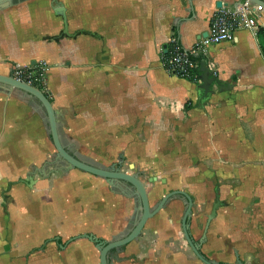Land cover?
Instances as JSON below:
<instances>
[{
	"label": "crops",
	"instance_id": "crops-1",
	"mask_svg": "<svg viewBox=\"0 0 264 264\" xmlns=\"http://www.w3.org/2000/svg\"><path fill=\"white\" fill-rule=\"evenodd\" d=\"M63 3L67 22L50 0L0 12V75L49 65L47 90L67 151L104 167L123 161L122 168L128 163L133 169L134 163L142 174L151 168L176 171L199 200L223 204L207 231L208 256L264 264L259 30L211 46L198 83L169 74L163 65L173 38L191 49L208 33L215 12L241 0ZM258 22L264 29V13ZM203 62L216 79L210 93L201 88ZM8 91L0 85V264H101L95 244L78 237L113 241L135 223V199L63 163L62 171L48 166L47 177L37 173L29 181L56 149L39 102ZM170 218L164 210L150 219L138 241L111 254L112 264H205Z\"/></svg>",
	"mask_w": 264,
	"mask_h": 264
},
{
	"label": "water",
	"instance_id": "water-1",
	"mask_svg": "<svg viewBox=\"0 0 264 264\" xmlns=\"http://www.w3.org/2000/svg\"><path fill=\"white\" fill-rule=\"evenodd\" d=\"M27 1L29 0H0V12L6 9H9L11 7L17 6L21 3L27 2ZM242 1L244 0H241V2ZM246 1H250L251 3L261 7L264 11V0H246ZM50 3H51V8L54 11V13L57 16L63 18L65 22H67V19H68L67 9L63 1L50 0ZM217 6L221 8L222 3L219 2ZM207 36H208V33H206L202 38H205ZM167 52L168 51L166 50L165 53ZM200 70L204 73L203 84L201 85V88L203 90H206V93H210V87L213 83L216 82V79L213 80L211 78L212 73L211 71L208 70L205 62L201 64ZM0 85L7 88V92H9L8 90L10 89H15V90L21 91L27 97L33 98L39 102L40 109L45 113L46 122L49 126L51 139L56 149V155L52 159V161L46 162L41 168H34V170L28 176L29 181H31L33 176L36 175L37 173H39L42 176L47 177L45 171L48 166L54 167V170L57 173L62 171V168L59 167L58 165L63 163V165L65 166V169L68 171L73 170V169H78L85 173H88L96 177H99L101 179H104L108 183V185L112 188V191H113V188H115L118 183L124 184V186H126L127 188L131 187L134 189L135 191L134 194L129 197L132 199H135L137 203L136 212L137 213L139 212L140 214L137 216L134 226L129 232L121 234L113 241H105L103 239L97 238L96 236L92 234H83L78 237V238H86L90 242L95 244L96 248L100 252L101 264H112L111 254L113 252L121 253L122 251H124L125 247H127L129 244L138 241L142 237L143 230L147 222L150 219L154 218L157 214H159L161 210L165 208V206L170 201V199L176 195H183L189 203L188 204L189 207L183 218V231H184V234L186 236V239L189 245L191 246V248L193 249L197 257L199 258V260L202 261L203 263L220 264L216 261L206 260L203 257V255H201L199 251L197 250V248L194 246L189 236L188 229L190 228V225H188L186 221L190 220L191 218L193 201H192L191 196L187 192L183 190L172 191L166 196H164L163 199L155 207H151L146 184L140 179V175L138 172L135 174L124 172L121 169L123 161L111 167H104L99 164L81 160L77 156H74L69 151H67V149L65 148L63 144L61 133H60V123H59L58 112L54 109L53 103L51 102V99L49 98L47 94L43 93L41 90L33 86L27 85L26 83H23L13 78L12 76L0 75ZM132 168H134L133 165H132ZM113 192L115 193V191ZM120 195L124 196L125 193H122ZM222 206L223 204L218 199L216 203L214 204L210 215L208 216L205 232L208 231L211 222L217 216V211ZM205 236H206V233H205ZM224 264H229V263H224ZM236 264H241V262H238Z\"/></svg>",
	"mask_w": 264,
	"mask_h": 264
},
{
	"label": "built area",
	"instance_id": "built-area-1",
	"mask_svg": "<svg viewBox=\"0 0 264 264\" xmlns=\"http://www.w3.org/2000/svg\"><path fill=\"white\" fill-rule=\"evenodd\" d=\"M263 9L250 1H242L236 7L224 8L215 12L210 21L208 36L201 38L191 49H186L177 38L171 40L163 65L169 74L177 75L194 83L200 81L199 59L204 57L208 49L223 42H232L240 31L254 34L259 30V18ZM50 66L46 63L35 64L26 68L15 67L11 76L27 85L33 86L43 93L47 90V75Z\"/></svg>",
	"mask_w": 264,
	"mask_h": 264
},
{
	"label": "rangeland",
	"instance_id": "rangeland-1",
	"mask_svg": "<svg viewBox=\"0 0 264 264\" xmlns=\"http://www.w3.org/2000/svg\"><path fill=\"white\" fill-rule=\"evenodd\" d=\"M77 5H78V2H77ZM132 164L135 165L137 169L136 168L129 169L128 163H127L123 165L124 172L132 173V174L138 172V166L134 163ZM144 174H145L146 181L144 179L143 180L145 181L144 183H146L151 207H154L156 203L160 199H162V197L166 196L172 191H177V190H183L185 192L188 191L187 193L194 198V202H195L194 208H193V220H194V225H196L195 231L197 232V234L202 233L204 230L206 221H207V215L210 214V212L212 211L214 201L199 200L198 196H196L195 194L194 195L192 194V191L190 189L191 187L180 184L177 178L178 173L176 171H168L164 169L151 168V169L145 170ZM149 178H151L152 180L151 182L148 181ZM156 178H158L157 181L155 180ZM183 210L184 209H183L182 204L177 200H172L165 209V211L171 214L172 219H175L178 221V223L176 224L178 228V232L180 231L179 219L182 216ZM183 246L184 248H186L185 244H183ZM185 256L188 260H192V258H190L191 254H188V252L187 254H185Z\"/></svg>",
	"mask_w": 264,
	"mask_h": 264
},
{
	"label": "flooded vegetation",
	"instance_id": "flooded-vegetation-1",
	"mask_svg": "<svg viewBox=\"0 0 264 264\" xmlns=\"http://www.w3.org/2000/svg\"><path fill=\"white\" fill-rule=\"evenodd\" d=\"M122 170H123V168H121ZM124 171V170H123ZM137 173V172H136ZM138 173H139V175H140V179L143 181V182H145L146 181V179H144V174H142L140 171H138ZM135 174V173H134ZM145 181H144V180ZM146 184V183H145ZM129 187V186H128ZM113 191H115V193H118L119 195L120 194H122V193H125V195H124V197H129V196H131V195H133L134 194V189L133 188H131V187H129V188H127L126 186H124V184H117L116 185V187L115 188H113ZM122 196V195H121ZM191 198H192V196H191ZM162 199H163V197H162ZM162 199H160L157 203H156V205L162 200ZM172 200H177V201H179L181 204H182V206H183V213H182V216L180 217V219H179V224H180V230H181V234H182V237H183V240L185 241V243L188 245V247L191 249V251H192V253L197 257V255L195 254V252L193 251V249L191 248V246L189 245V243H188V241H187V239H186V236H185V234H184V231H183V218H184V216H185V213H186V211H187V209H188V207H189V203H188V201H187V199L183 196V195H176V196H173L171 199H170V201L167 203V205L165 206V208L163 209V210H161V211H164L165 209H166V207L168 206V204L172 201ZM192 201H193V206H192V212H191V218H190V220H187L186 221V223L188 224V225H190V228L188 229V233H189V236H190V238H191V240H192V242H193V244H194V246L197 248V250L199 251V253L201 254V255H203V257L206 259V260H208V261H216V262H218V263H220V264H224V262H222V261H217L216 259H213V258H211L210 256H208V254L206 253V251L204 250V247H205V245H206V243H207V232H205V229H206V225H207V222H206V225H205V227H204V230H203V232L200 234V235H198L197 234V232H195V228H196V225H194V220H193V208H194V204H195V202H194V199L192 198ZM217 201V200H216ZM216 203V202H215ZM214 203V204H215ZM222 203V202H221ZM136 205H137V203H136ZM155 205V206H156ZM154 206V207H155ZM137 208V207H136ZM140 213L138 212L137 213V216L139 215ZM133 226H134V223H131V228L128 230V231H126L125 233H127V232H129L132 228H133ZM205 233H206V236H205ZM198 258V257H197ZM199 259V258H198Z\"/></svg>",
	"mask_w": 264,
	"mask_h": 264
},
{
	"label": "trees",
	"instance_id": "trees-1",
	"mask_svg": "<svg viewBox=\"0 0 264 264\" xmlns=\"http://www.w3.org/2000/svg\"><path fill=\"white\" fill-rule=\"evenodd\" d=\"M258 37L261 40V49H262V53L264 55V29H259L258 32ZM203 61V58L199 59V63H201ZM199 70V69H198ZM199 72V71H198Z\"/></svg>",
	"mask_w": 264,
	"mask_h": 264
}]
</instances>
